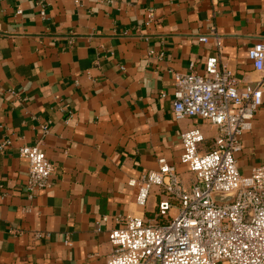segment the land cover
<instances>
[{"label":"crops","instance_id":"1","mask_svg":"<svg viewBox=\"0 0 264 264\" xmlns=\"http://www.w3.org/2000/svg\"><path fill=\"white\" fill-rule=\"evenodd\" d=\"M216 37L239 88L256 86L249 51L264 45V0H0V144L11 142L0 151V264H107L111 230L129 217L160 221L161 190L140 207L129 182L165 158L192 185L181 137L200 129L206 153L218 131L176 121L175 76L191 63L203 73ZM44 125L40 150L55 170L29 201L19 150ZM237 159L244 176L264 167V104Z\"/></svg>","mask_w":264,"mask_h":264},{"label":"built area","instance_id":"2","mask_svg":"<svg viewBox=\"0 0 264 264\" xmlns=\"http://www.w3.org/2000/svg\"><path fill=\"white\" fill-rule=\"evenodd\" d=\"M22 14L18 9L17 15ZM41 16L46 18L44 8ZM149 17L150 23L153 16ZM210 40L209 35L200 38L205 44ZM214 47L216 53L206 59L203 73L191 63L188 73L175 76L173 95L176 121L208 122L218 131L214 145L208 153L201 151L205 137L198 128L182 135L181 164L194 175L190 187L184 185L177 168L165 158L159 159L158 171L129 182L137 191L140 207L147 205L154 188L160 189L166 199L158 206L159 222L129 217L122 227L109 232L113 252L107 264H264V167H256L250 176H244L237 159L243 136L253 130L264 104V45H255L249 51L262 77L256 86L244 89L239 88L235 74L221 64L222 42L218 37ZM41 128L38 143L19 150L28 163L29 201H34L37 192L50 188L55 170L40 150L50 127ZM10 144V140L4 141L0 151ZM219 198L231 200L222 203ZM30 212L29 208L23 211ZM103 220L107 222L109 217ZM49 236L36 234L37 239Z\"/></svg>","mask_w":264,"mask_h":264},{"label":"water","instance_id":"3","mask_svg":"<svg viewBox=\"0 0 264 264\" xmlns=\"http://www.w3.org/2000/svg\"><path fill=\"white\" fill-rule=\"evenodd\" d=\"M231 199L230 198H219L218 199V201L219 202H222V203H224V202H228V201H230Z\"/></svg>","mask_w":264,"mask_h":264},{"label":"trees","instance_id":"4","mask_svg":"<svg viewBox=\"0 0 264 264\" xmlns=\"http://www.w3.org/2000/svg\"><path fill=\"white\" fill-rule=\"evenodd\" d=\"M202 147H203V146H202ZM203 150H204V149H201V151H202V152H203ZM210 150H211V149H210ZM210 150H209V151H207L206 153L210 152Z\"/></svg>","mask_w":264,"mask_h":264}]
</instances>
